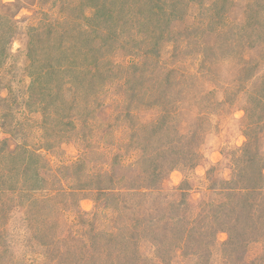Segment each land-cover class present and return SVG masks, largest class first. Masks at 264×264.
<instances>
[{
    "label": "rangeland",
    "instance_id": "rangeland-1",
    "mask_svg": "<svg viewBox=\"0 0 264 264\" xmlns=\"http://www.w3.org/2000/svg\"><path fill=\"white\" fill-rule=\"evenodd\" d=\"M264 0H0V264H264Z\"/></svg>",
    "mask_w": 264,
    "mask_h": 264
},
{
    "label": "trees",
    "instance_id": "trees-1",
    "mask_svg": "<svg viewBox=\"0 0 264 264\" xmlns=\"http://www.w3.org/2000/svg\"><path fill=\"white\" fill-rule=\"evenodd\" d=\"M263 108H264V106H263Z\"/></svg>",
    "mask_w": 264,
    "mask_h": 264
}]
</instances>
